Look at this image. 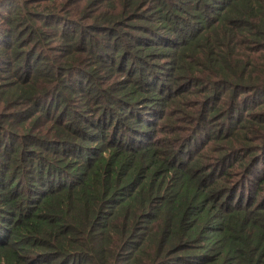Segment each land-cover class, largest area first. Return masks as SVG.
I'll use <instances>...</instances> for the list:
<instances>
[{"label":"trees","instance_id":"1","mask_svg":"<svg viewBox=\"0 0 264 264\" xmlns=\"http://www.w3.org/2000/svg\"><path fill=\"white\" fill-rule=\"evenodd\" d=\"M0 264H264V0H0Z\"/></svg>","mask_w":264,"mask_h":264},{"label":"rangeland","instance_id":"2","mask_svg":"<svg viewBox=\"0 0 264 264\" xmlns=\"http://www.w3.org/2000/svg\"><path fill=\"white\" fill-rule=\"evenodd\" d=\"M166 63H167V61H166ZM166 63L165 64L160 63L161 66H162L161 68L167 67V64ZM153 70H154L153 73L148 72L147 70L145 71V76L147 77L148 82L153 83L154 82V79H155V82L156 83H160V82L166 83V82H168L170 80L169 77L166 75V73H163L161 75L158 73L159 70H161V69L156 68V69H153ZM156 75H157L158 78H155ZM207 132H209V129L208 128H203V130L200 131L198 135L201 134L202 136H204L205 134H208Z\"/></svg>","mask_w":264,"mask_h":264}]
</instances>
